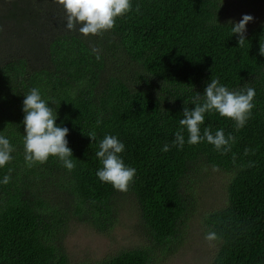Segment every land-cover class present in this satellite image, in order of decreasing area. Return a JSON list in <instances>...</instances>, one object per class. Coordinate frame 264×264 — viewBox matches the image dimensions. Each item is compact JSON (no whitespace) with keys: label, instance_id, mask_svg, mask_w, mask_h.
I'll use <instances>...</instances> for the list:
<instances>
[{"label":"trees","instance_id":"trees-1","mask_svg":"<svg viewBox=\"0 0 264 264\" xmlns=\"http://www.w3.org/2000/svg\"><path fill=\"white\" fill-rule=\"evenodd\" d=\"M131 5L113 29L85 37L66 29L65 11L54 0H0V136L14 148L0 168V264H67L64 239L72 224L111 234L126 194L149 244L98 264H156L157 252L164 262L197 214L194 187L213 165L228 178L221 209L198 216L205 235L217 236L210 264H264V23L247 30L240 47L222 0ZM212 79L231 91L247 86L256 92L240 130L215 111L205 114L201 135L211 126L213 134L223 129L235 137L223 155L206 140L189 144L179 123L184 107L193 109L192 98ZM32 88L57 112L56 125L69 130L72 171L57 157L32 167L25 161L22 109ZM177 131L182 149L171 146ZM106 135L125 145L119 155L136 169L127 192L96 175L102 167L96 152Z\"/></svg>","mask_w":264,"mask_h":264},{"label":"clouds","instance_id":"clouds-1","mask_svg":"<svg viewBox=\"0 0 264 264\" xmlns=\"http://www.w3.org/2000/svg\"><path fill=\"white\" fill-rule=\"evenodd\" d=\"M55 3L62 6L65 11V27L69 31H79L80 34L87 37L89 35L100 36L114 28L116 19L124 16L131 8V0H54ZM139 11V6L136 8ZM254 18L251 15H243L239 22L232 26V33L238 35V46L242 47L245 43L246 25L252 22ZM232 24L233 22H229ZM79 27L77 28V26ZM259 55L264 56V43H260ZM99 58V56H97ZM256 92L254 88L245 86L238 91H231L226 86L220 84L218 79H212L207 84L204 94L196 93L191 103L195 105L193 109L184 107L183 119L179 121L182 129L186 128L191 145L198 144L206 140L213 145L215 150L222 155L231 151V146L235 143V137L225 136L224 130L219 129L214 134L211 126L203 129L201 135V125L204 124L205 114L217 112L221 117L231 119L235 122V127L240 130L245 127L247 121L252 115L255 107L253 103ZM174 101V100H173ZM202 101V102H201ZM24 112V150L25 161L29 167L36 163L44 164L49 157H57L63 166L72 171L75 163L72 149L68 147L66 136L67 127L57 126V112L49 107V103L42 99L40 90L32 88L30 93L25 95L23 100ZM102 123L97 120V125ZM87 136L92 141L96 139V133L91 132ZM185 143L181 131L175 133V140L172 147L183 148ZM125 145L116 137L106 135L99 142V150L96 152L102 167L97 171V177L106 183H110L113 188L120 192H127L129 186L134 181L136 169L126 166L121 154ZM170 150V146L165 144L163 152ZM14 151L10 141L4 136H0V168L4 167L12 160L11 153ZM245 149V155L248 154ZM235 159V157H233ZM213 171H217V166L213 165ZM12 169L9 174L4 176L3 183L7 184L11 180ZM204 239L211 243L217 239L214 232H209Z\"/></svg>","mask_w":264,"mask_h":264},{"label":"rangeland","instance_id":"rangeland-1","mask_svg":"<svg viewBox=\"0 0 264 264\" xmlns=\"http://www.w3.org/2000/svg\"><path fill=\"white\" fill-rule=\"evenodd\" d=\"M227 17L234 23L243 15H251L254 20L246 25V31L264 23V5L246 4L242 0H222ZM210 171V170H209ZM208 171V172H209ZM206 173V175L208 174ZM201 178L194 187L195 209L197 214L188 222L183 239L175 254L164 262V254L157 252L156 264H210L216 244L204 239L198 216L207 209L219 210L226 202V173L211 171ZM119 216L114 231L109 235L98 233L88 226L72 224L64 246L67 264H98L123 250L143 246L148 243V235L143 232L141 218L135 202L129 194L122 195Z\"/></svg>","mask_w":264,"mask_h":264}]
</instances>
